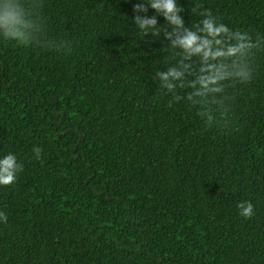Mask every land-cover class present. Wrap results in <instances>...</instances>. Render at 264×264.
Listing matches in <instances>:
<instances>
[{
    "label": "trees",
    "instance_id": "trees-1",
    "mask_svg": "<svg viewBox=\"0 0 264 264\" xmlns=\"http://www.w3.org/2000/svg\"><path fill=\"white\" fill-rule=\"evenodd\" d=\"M35 2L44 40L70 46L0 37V155L22 165L0 186V264H264V47L209 122L191 85L170 103L153 79L175 61L163 33L145 43L136 0ZM178 2L190 30L211 13L264 37V0Z\"/></svg>",
    "mask_w": 264,
    "mask_h": 264
},
{
    "label": "clouds",
    "instance_id": "clouds-1",
    "mask_svg": "<svg viewBox=\"0 0 264 264\" xmlns=\"http://www.w3.org/2000/svg\"><path fill=\"white\" fill-rule=\"evenodd\" d=\"M149 8L154 10L153 15H141ZM38 9L35 0L31 5L24 0H0V37L18 45L47 43L56 49L70 46L65 41L44 40ZM181 10L178 0H136L132 3L131 18L142 36L151 32L152 39L145 43L153 41L159 33L170 40L167 51L175 62L169 63L165 70H157L153 77L160 89L172 94L170 103L181 100L175 89L187 82L193 90L185 98L191 105H199L201 114L211 122L212 106L216 105L217 111L224 107L223 98L218 99L216 95L223 91L222 82L229 78L247 81L251 77L247 58L252 50L264 47V37L257 36L253 41L247 33L232 32L211 13H203L199 24L192 26L195 30H190L185 27V18L178 15ZM161 15L164 20L158 24L157 17ZM194 57L199 64L197 70L192 63ZM188 77L194 79L188 80ZM31 151L39 160L41 147L33 146ZM21 171L22 165L14 152L0 155V186L14 185ZM253 207L250 200H241L236 205L238 215L244 218L253 215ZM7 219L6 212L0 210V223Z\"/></svg>",
    "mask_w": 264,
    "mask_h": 264
}]
</instances>
